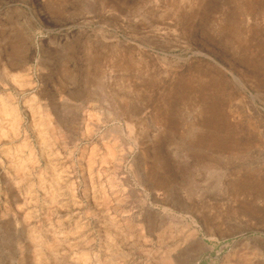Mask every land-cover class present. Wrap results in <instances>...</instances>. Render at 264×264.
Wrapping results in <instances>:
<instances>
[{"label": "rangeland", "instance_id": "obj_1", "mask_svg": "<svg viewBox=\"0 0 264 264\" xmlns=\"http://www.w3.org/2000/svg\"><path fill=\"white\" fill-rule=\"evenodd\" d=\"M0 105V264H264V0H0Z\"/></svg>", "mask_w": 264, "mask_h": 264}, {"label": "bare ground", "instance_id": "obj_2", "mask_svg": "<svg viewBox=\"0 0 264 264\" xmlns=\"http://www.w3.org/2000/svg\"><path fill=\"white\" fill-rule=\"evenodd\" d=\"M1 100L3 101V103L4 104H2V108H3V110H2V112L5 114V113H9V114H11V111H12V114H13V109H11V107H9L8 105H6L7 103H8V101H9V98L7 97V96H5V95H2L1 96ZM1 106V105H0ZM2 113V114H3ZM15 113V112H14ZM1 115V114H0ZM3 116V115H2ZM15 121H16V119H15ZM156 160V159H155ZM169 257V256H168ZM167 257V258H168ZM169 260H172V262L171 261H169V264H175V262L173 261V259L172 258H168ZM166 260V259H165ZM166 264V263H165ZM168 264V263H167Z\"/></svg>", "mask_w": 264, "mask_h": 264}]
</instances>
